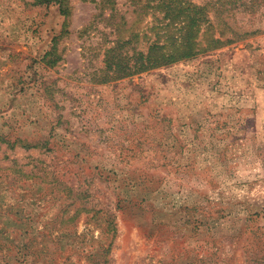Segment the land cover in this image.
<instances>
[{
  "label": "rangeland",
  "instance_id": "obj_1",
  "mask_svg": "<svg viewBox=\"0 0 264 264\" xmlns=\"http://www.w3.org/2000/svg\"><path fill=\"white\" fill-rule=\"evenodd\" d=\"M158 22L0 0V264H264V34L125 77Z\"/></svg>",
  "mask_w": 264,
  "mask_h": 264
},
{
  "label": "trees",
  "instance_id": "obj_2",
  "mask_svg": "<svg viewBox=\"0 0 264 264\" xmlns=\"http://www.w3.org/2000/svg\"><path fill=\"white\" fill-rule=\"evenodd\" d=\"M154 2L166 22H158L152 29L157 35L161 32L158 38L164 39V43H154L146 54H137L134 68L124 69L125 77L192 59L207 48L219 49L264 34V0H209L203 5L183 4L180 0ZM240 19H246V25L250 26L247 28ZM213 20H216V37L209 34ZM261 23L263 26L254 27ZM201 27L204 29L201 37L206 41L204 48L197 41ZM166 47L171 49L165 50ZM235 144L234 140L226 148H233Z\"/></svg>",
  "mask_w": 264,
  "mask_h": 264
}]
</instances>
